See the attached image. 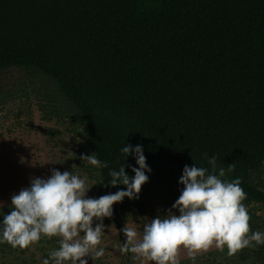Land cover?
<instances>
[{
  "label": "trees",
  "instance_id": "trees-1",
  "mask_svg": "<svg viewBox=\"0 0 264 264\" xmlns=\"http://www.w3.org/2000/svg\"><path fill=\"white\" fill-rule=\"evenodd\" d=\"M9 68L55 84L108 163L94 167L100 191L114 193L109 172L123 165L134 177L136 157L121 149L141 145L151 171L211 172L215 156L216 174L240 179L243 203L264 206L254 180L264 167V0H0V72Z\"/></svg>",
  "mask_w": 264,
  "mask_h": 264
},
{
  "label": "clouds",
  "instance_id": "clouds-1",
  "mask_svg": "<svg viewBox=\"0 0 264 264\" xmlns=\"http://www.w3.org/2000/svg\"><path fill=\"white\" fill-rule=\"evenodd\" d=\"M121 151L126 157L134 154L139 167L132 168L134 177L126 174L124 165L118 171H110L109 184H123L126 190L86 198L90 190L86 177L53 169L49 178H32L30 187L11 197V211L0 222V243L23 250L43 237H61L59 248L50 253L52 264H88L86 257H103L105 251L98 247L105 233L103 219L110 218L113 205L125 197L137 199L149 180L145 173L151 171L141 145H125ZM80 158L97 168L108 167L95 154ZM208 163L211 172L203 167H184L179 180L184 187L172 205L179 215L170 211L166 218L151 219L144 225L142 235L132 226L124 227L122 254L130 252L133 260L154 264H180L181 249L187 250L188 257L195 262L198 254L213 247L221 251L226 247L227 254L234 256L245 248L264 245V233L251 231V216L243 203L247 193L240 179H222L226 176L224 168L216 174L215 156ZM233 170L234 164H230L227 172ZM94 220L100 223L94 225ZM50 259H44L43 264H50Z\"/></svg>",
  "mask_w": 264,
  "mask_h": 264
},
{
  "label": "rangeland",
  "instance_id": "rangeland-1",
  "mask_svg": "<svg viewBox=\"0 0 264 264\" xmlns=\"http://www.w3.org/2000/svg\"><path fill=\"white\" fill-rule=\"evenodd\" d=\"M82 155H92L88 140L77 115L62 99L55 84L29 68L1 71L0 214L10 213L11 197L30 187L32 178L47 179L53 169L71 171L82 179L86 177L90 188L86 198L108 195L100 191L96 170L80 158ZM146 175L149 180L142 186L139 197H125L113 205V215L103 219L105 233L98 247H102L105 254L94 260L86 257L88 264H126L124 254L120 252V235L125 236L123 229L126 225L136 228L142 235L144 225L151 219L166 218L170 211L179 215L178 209H173L172 205L184 187L179 183L182 173L164 167ZM254 180L264 189V167ZM119 190H126V186L120 184L114 193ZM245 206L251 216V231L264 233V206ZM114 221L121 222L122 228L119 229ZM98 223L100 221L94 220V225ZM61 239L43 237L39 243L23 250L6 242L0 243V264H43V260L50 259V253L59 248ZM243 250L229 256L226 247L223 251L213 247L198 254L193 262L187 250L181 249L180 264H264V250L257 254L259 245ZM133 264L154 262L133 260Z\"/></svg>",
  "mask_w": 264,
  "mask_h": 264
}]
</instances>
